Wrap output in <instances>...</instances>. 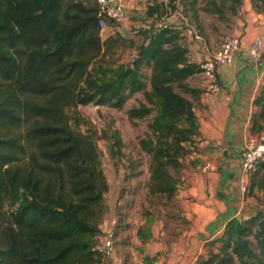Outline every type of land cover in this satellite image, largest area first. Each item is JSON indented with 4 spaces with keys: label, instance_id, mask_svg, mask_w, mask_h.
<instances>
[{
    "label": "trees",
    "instance_id": "obj_1",
    "mask_svg": "<svg viewBox=\"0 0 264 264\" xmlns=\"http://www.w3.org/2000/svg\"><path fill=\"white\" fill-rule=\"evenodd\" d=\"M243 1L167 0L150 5L147 15L158 19L181 7L201 33L202 12L225 24ZM251 1L264 12V0ZM99 17L97 0H0V264H103L109 184L99 136L90 127L82 131V121L69 114L80 105L122 109L143 92L145 101L128 114L150 117L139 140L150 158L149 190L170 201L177 195L179 173L200 135L193 99L203 90L188 79L201 63L190 61L181 31L170 24L140 28L141 42L130 38L134 63H121L114 56L125 38H103ZM254 104L251 131L258 133L264 85ZM102 137L110 150L122 148L117 132ZM216 243L198 264H264L263 211L231 218L210 244Z\"/></svg>",
    "mask_w": 264,
    "mask_h": 264
},
{
    "label": "crops",
    "instance_id": "obj_2",
    "mask_svg": "<svg viewBox=\"0 0 264 264\" xmlns=\"http://www.w3.org/2000/svg\"><path fill=\"white\" fill-rule=\"evenodd\" d=\"M163 1L167 0H126V11L138 10L140 14H144L147 25L143 23L140 25L142 28H148L152 24L177 27L183 35L192 62L201 63L211 56L215 50L212 44L214 34H222V40L239 36L242 49L236 53L232 63L218 67L221 84L219 91H207L200 73L188 79L190 85L203 90L197 98H192L200 135L194 142L195 150L189 155L190 158H186L189 165L183 169V179L185 175L190 177L178 188L176 197L184 199L181 201L192 224L183 231L179 229L181 232L178 238L170 241L163 236L164 233L153 220H146L148 225L145 227L143 222L139 224L137 220H133L136 229L130 243H119L121 234H118L116 250L113 246H103V243L99 246L104 252V259L107 255L110 256L112 264H128L132 260L137 264H144V258L152 257L155 253H160L161 259L159 256L156 258L163 264H198V256L206 254L210 243L224 232L227 222L238 216L240 209L248 208L249 203L257 204V191L264 192L258 182L264 172L262 165L248 177L251 195L242 191L243 145L252 133V118L257 108L254 100L264 85V53L260 58L254 59L245 51V47L254 37L264 36V12L257 11L251 0H244L238 14L225 24L215 16L202 12L200 33L196 24L193 28L188 18L180 13L181 7L158 19L155 18L156 14L147 15L150 5ZM121 26L113 25L110 28L120 29L123 36L129 38L133 32L128 26ZM255 210L258 207L255 206L254 210L243 217L255 213ZM101 228L103 235L100 242L108 237H115L118 232L104 229L103 226ZM215 245L218 247L219 243Z\"/></svg>",
    "mask_w": 264,
    "mask_h": 264
},
{
    "label": "rangeland",
    "instance_id": "obj_3",
    "mask_svg": "<svg viewBox=\"0 0 264 264\" xmlns=\"http://www.w3.org/2000/svg\"><path fill=\"white\" fill-rule=\"evenodd\" d=\"M134 8L136 9V7ZM126 14L125 21L120 25L123 26L124 24L128 26L127 28L133 32L131 36L127 38L119 31L120 29L113 30L107 28L103 38L106 35L116 36L117 33H120L125 39L116 48L114 57L118 58V61L121 63L130 64L133 63V57H136L135 48L130 47V38L138 43L141 42L142 36L138 31L142 28L143 23L146 24L147 18H145L144 14H140L138 10L126 11ZM135 25L137 28H135ZM134 30L137 32H134ZM221 36L220 33L213 35L212 44L215 50L229 38H226V35L223 34L226 39L222 40ZM146 73H149L148 69H146ZM140 101H145L143 92H137L132 97H129L122 109L91 103L80 105L69 111L73 119L77 117L82 121L80 124L82 131L86 132L88 131V127H90L99 136L98 146L101 150L102 167L109 184V189L105 194L106 212L101 226L107 230L118 231L115 237H108L105 241L101 242L99 239V246L103 243V246L107 248L113 246L114 250H116L118 241L122 245L130 243V238L133 237L136 229V224L133 220H137L139 224L143 222L142 225L144 227L148 225L146 220H153L152 222L158 224L160 231L164 233L163 236L168 240L178 238V234L184 229H188L192 224L191 220L187 218L184 203L181 201L184 199L175 196L170 201L160 194H152L149 190L148 182L151 175L149 169L150 158L140 149L139 140L145 136L148 130L147 124L150 117L145 119H130L128 114V110L132 106H137ZM104 132L110 134L117 132L121 138L122 148L119 150L118 146L114 144L111 147L112 150H110L109 145L112 142L102 137ZM187 164L189 165L185 159L183 169L186 168ZM183 169L179 173L181 179L179 187L182 186V183L187 178L185 175V179H183L185 174ZM262 174L264 175V172ZM258 192L257 204L249 203L248 208L251 207L252 209L242 208L240 209V214L238 213V216L234 217L247 215L248 212L254 210L255 206L264 213V192ZM251 193L252 189L248 187L245 194L251 195ZM118 234L121 235L119 236L120 240L117 241ZM217 248L216 245L210 244L206 250V254L209 251H217ZM157 256L161 259L160 253H155L152 257L144 258L143 263L151 264ZM200 257L201 255L198 256V261H200ZM134 262L132 260L128 264H134ZM103 264H112V258L107 255Z\"/></svg>",
    "mask_w": 264,
    "mask_h": 264
},
{
    "label": "built area",
    "instance_id": "obj_4",
    "mask_svg": "<svg viewBox=\"0 0 264 264\" xmlns=\"http://www.w3.org/2000/svg\"><path fill=\"white\" fill-rule=\"evenodd\" d=\"M126 0H97L100 8L98 25L101 35L110 28L108 20L119 25L126 19ZM242 49L241 38L237 35L227 38L213 54L201 62V76L204 79L205 89L209 92H217L221 88L218 78V67L230 64L235 55ZM245 51L254 59H258L264 53V36L254 37L245 47ZM244 157L242 160V191L248 190V177L264 163V129L258 133H251L243 145ZM151 264H163L158 258Z\"/></svg>",
    "mask_w": 264,
    "mask_h": 264
},
{
    "label": "water",
    "instance_id": "obj_5",
    "mask_svg": "<svg viewBox=\"0 0 264 264\" xmlns=\"http://www.w3.org/2000/svg\"><path fill=\"white\" fill-rule=\"evenodd\" d=\"M136 57H133L132 62L134 63Z\"/></svg>",
    "mask_w": 264,
    "mask_h": 264
}]
</instances>
